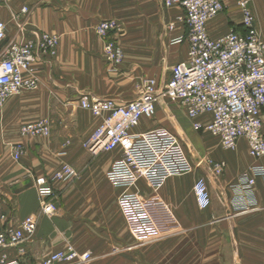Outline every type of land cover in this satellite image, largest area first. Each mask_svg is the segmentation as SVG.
<instances>
[{
  "label": "crops",
  "instance_id": "crops-1",
  "mask_svg": "<svg viewBox=\"0 0 264 264\" xmlns=\"http://www.w3.org/2000/svg\"><path fill=\"white\" fill-rule=\"evenodd\" d=\"M171 1L0 0V23L6 24L7 42L24 43L33 30L60 39L56 56L42 57L37 65V89L10 97L0 112V226L19 225L40 214L36 177L50 179L64 164L80 173L76 181L54 183L60 194L58 213L40 216L36 234L24 245L25 254L20 257L10 248L11 259L43 264L47 256L70 245L81 255L90 254L86 264H264V178L257 177L254 187L258 209L237 214L231 204V185L257 163L245 139L236 150L212 152L214 161L226 163L214 184L208 183L199 164L193 173L169 178L159 191L151 190L144 180L137 183L135 192L145 197L156 192L170 206L180 228L168 240L144 247L136 243L122 215L118 200L124 189L115 188L107 178L121 149L92 156L84 146L101 119L81 107L83 96L128 103L140 96L141 83L148 78H156L162 92L171 68L189 59L188 44L174 43L186 35L187 27L179 21L184 14L179 0ZM249 1L264 37V0ZM224 3L226 10L208 23L212 39L233 28L242 30L238 0ZM24 8L27 14H22ZM16 15L26 23V34L18 31ZM105 20L118 22L120 31L101 39L95 26ZM107 40L119 42L124 51L125 59L118 67L104 57ZM178 105L163 96L157 102L156 116L142 118L134 133L165 127L196 144L193 122ZM48 118L49 137L21 135L22 125ZM211 119L207 114L198 121L207 124ZM10 143L25 147L20 162L12 158ZM258 163L264 167V158ZM202 178L212 198L207 210L199 209L194 196L195 182Z\"/></svg>",
  "mask_w": 264,
  "mask_h": 264
},
{
  "label": "built area",
  "instance_id": "built-area-1",
  "mask_svg": "<svg viewBox=\"0 0 264 264\" xmlns=\"http://www.w3.org/2000/svg\"><path fill=\"white\" fill-rule=\"evenodd\" d=\"M168 4H172L168 0ZM184 14L179 18L187 27L186 35L174 43H187L189 59L172 67L170 80L161 92L156 78L143 80L140 96L128 103L100 100L83 96L81 107L92 112L101 123L84 142L93 156L121 149L120 158L108 170L107 178L112 186L121 189L119 198L122 215L125 217L136 243L153 242L177 233L179 223L170 206L155 192L145 197L135 192L137 183L144 180L150 189L159 191L166 181L181 174L194 172L177 136L167 128H157L146 133H134L142 118L156 116L158 97L170 98L179 104L197 131L211 134L221 148L236 150L241 139L249 146L251 157L257 162L249 172L241 173L231 185L232 208L237 214H246L258 209L254 187L256 178H264V167L259 161L264 158V37L257 26L249 0H238L242 11V30L233 28L219 39H212L208 32L209 21L226 9L224 0H179ZM24 8L22 14H27ZM18 31L26 34V23L16 15ZM7 27L0 23V112L5 102L24 91H33L39 85L37 65L42 57H54L59 48L57 35L33 30L24 43L7 42ZM120 31L118 22L105 20L95 26L101 39ZM104 57L108 64L118 67L125 59L119 44L107 40ZM212 116L207 124L199 118ZM23 137H49L52 134L51 120L40 119L20 127ZM12 158L20 162L25 147L8 144ZM216 176H222L226 163L209 161ZM80 173L69 164H64L54 175L36 177L42 203L37 216H29L19 225L9 223L0 226V264H25L11 259L7 251L14 248L22 257L25 243L36 234L40 216H55L59 210V192L55 182H73ZM194 196L200 210L210 208L212 198L205 179L195 182ZM89 253L79 254L68 245L66 250L55 252L43 260V264H86L91 261Z\"/></svg>",
  "mask_w": 264,
  "mask_h": 264
},
{
  "label": "rangeland",
  "instance_id": "rangeland-1",
  "mask_svg": "<svg viewBox=\"0 0 264 264\" xmlns=\"http://www.w3.org/2000/svg\"><path fill=\"white\" fill-rule=\"evenodd\" d=\"M161 99L162 97H158ZM167 102L169 100L167 99ZM166 105V104H165ZM179 108V105L177 106ZM176 107V109H178ZM187 115V114H186ZM188 117V115H187ZM185 120L184 114L182 116V121ZM191 133L194 134V138L196 139V144L193 143L190 144L189 141H187L186 137H184L182 134L179 133V135L175 134L178 138V140L183 145L184 151L186 155L193 158L194 162H192L191 158L190 161L194 168L198 167V164L201 165V168L205 170L204 175L206 176V179L208 180V183H213L216 181V175L214 174L213 170L211 169V166L209 164V161H214V157L212 152L216 150H221V146L217 144V140H214L210 135H205L204 132L197 131L193 124H191ZM174 133V132H173ZM200 151V152H199ZM222 151V150H221ZM212 154V155H210ZM201 163V164H200ZM173 236V235H172ZM171 236L161 238L158 240H153V242H148L146 244H141L142 247L153 245L154 243H158L164 240H168ZM174 238V237H173Z\"/></svg>",
  "mask_w": 264,
  "mask_h": 264
}]
</instances>
